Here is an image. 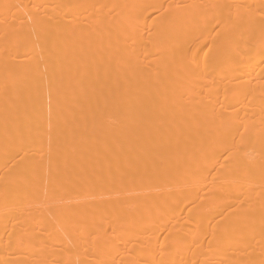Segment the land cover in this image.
I'll return each mask as SVG.
<instances>
[{"label":"bare ground","instance_id":"1","mask_svg":"<svg viewBox=\"0 0 264 264\" xmlns=\"http://www.w3.org/2000/svg\"><path fill=\"white\" fill-rule=\"evenodd\" d=\"M0 264H264V0H0Z\"/></svg>","mask_w":264,"mask_h":264}]
</instances>
